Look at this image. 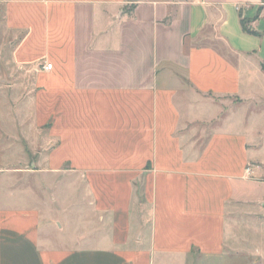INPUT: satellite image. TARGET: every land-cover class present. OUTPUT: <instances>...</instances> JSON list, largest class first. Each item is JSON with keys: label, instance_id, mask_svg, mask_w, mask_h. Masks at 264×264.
I'll list each match as a JSON object with an SVG mask.
<instances>
[{"label": "crops", "instance_id": "crops-1", "mask_svg": "<svg viewBox=\"0 0 264 264\" xmlns=\"http://www.w3.org/2000/svg\"><path fill=\"white\" fill-rule=\"evenodd\" d=\"M0 48V264H264V0H0Z\"/></svg>", "mask_w": 264, "mask_h": 264}, {"label": "rangeland", "instance_id": "rangeland-1", "mask_svg": "<svg viewBox=\"0 0 264 264\" xmlns=\"http://www.w3.org/2000/svg\"><path fill=\"white\" fill-rule=\"evenodd\" d=\"M2 25L3 24H1V26ZM1 28H2V32H1L2 37L8 40V34L4 33L3 27H1ZM9 57H10V48H0V84L2 82L3 84L8 86L13 81H16L20 87L19 91L21 92V95L23 96L22 98H24V96H28V98L26 99L27 100L26 103H28L29 97L31 95V93H30L31 90L29 91V89H28V91H25L26 81L29 80V79H25L23 77L24 75H22V72H24L25 69L17 68L13 63L12 58H9ZM11 76H13L14 79L10 78ZM15 76H16V78H15ZM19 91H18V93H19ZM26 92H27V95H25ZM2 97L7 102L8 97H9L8 94H3ZM22 103H25V102H22ZM27 113L29 114L30 112L24 113V111H20V114L18 117H25V115H26L29 118V115ZM260 123H262V122H260ZM259 127H261V125H259ZM23 145H24L26 152L28 154H31L29 152L28 144L26 142H23ZM83 195H84V191H83ZM83 209L84 208L81 207V210H83Z\"/></svg>", "mask_w": 264, "mask_h": 264}, {"label": "built area", "instance_id": "built-area-1", "mask_svg": "<svg viewBox=\"0 0 264 264\" xmlns=\"http://www.w3.org/2000/svg\"><path fill=\"white\" fill-rule=\"evenodd\" d=\"M52 69H53V65L52 64H45L43 66V70H45V71H51ZM247 172L250 173L251 172V169L248 168L247 169Z\"/></svg>", "mask_w": 264, "mask_h": 264}, {"label": "trees", "instance_id": "trees-1", "mask_svg": "<svg viewBox=\"0 0 264 264\" xmlns=\"http://www.w3.org/2000/svg\"><path fill=\"white\" fill-rule=\"evenodd\" d=\"M242 26H243L244 31L249 32V30L247 29V26L244 22L242 23ZM263 69H264V67H263Z\"/></svg>", "mask_w": 264, "mask_h": 264}]
</instances>
